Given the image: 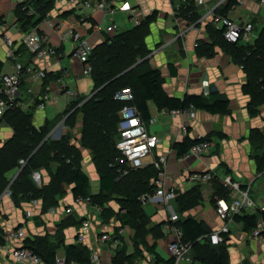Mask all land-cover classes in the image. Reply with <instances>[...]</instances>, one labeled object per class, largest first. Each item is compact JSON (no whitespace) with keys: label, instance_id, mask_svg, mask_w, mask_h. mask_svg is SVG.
I'll use <instances>...</instances> for the list:
<instances>
[{"label":"crops","instance_id":"1","mask_svg":"<svg viewBox=\"0 0 264 264\" xmlns=\"http://www.w3.org/2000/svg\"><path fill=\"white\" fill-rule=\"evenodd\" d=\"M103 1L114 11H89L70 0H33L36 15L27 19L22 4L0 0V23L8 21L17 27L7 32L16 41L19 60L46 69L48 75L35 82L27 73L24 74L21 94L27 106L6 111L0 120V155L7 161L4 167L1 166L5 170L6 182L0 193V264H18L10 254V244L6 240V234L18 227L26 230L27 239L35 240L39 252L53 254L50 264H58L59 261L63 264H81L69 258L70 246L86 248L91 260L93 253L98 251L103 263L107 264H115L119 251L127 255L135 251L138 241L136 229L129 222L128 209L121 207L120 203L124 194L118 189L109 193L101 191L102 177L91 150L80 143V129L74 138L69 134V142L81 151L79 164L88 174L91 184L92 198L89 197V201L76 202L73 193L75 183L69 177L60 175L61 163L55 158V153L50 157L45 151L38 153L35 164L32 162L28 165L26 178L22 175L33 153L43 144L60 140L66 135L68 131L65 124L70 119L67 109L77 100L82 102L83 99L85 102L89 99L96 86L92 75L84 74V64L75 54L77 41L70 36L64 41L62 36L72 31L79 32L94 49L101 44L111 43L115 35L136 27L129 12L120 8L123 4L141 11L144 21L155 15L154 20L140 27L144 28L139 30L144 45L138 49L135 63L128 69H134V74L159 69L164 78V89L170 96L182 99L191 94L210 98L213 93H218L230 100L231 108L228 114L196 109V115L192 117L181 110L159 109L155 103L149 102L148 128L159 136L160 143L154 154L146 159L145 167H154L155 159L165 156L166 184L176 187L178 197L168 204H142L147 233L140 241L142 255L135 259V264H157L158 256L170 258L172 234L163 226L172 214L177 225L186 218H195L212 231L225 224L217 213V202L209 186L210 181L201 183L198 189L201 197L197 205L180 210L179 196L194 189L195 183L190 179L194 173L213 172L221 179L230 175L242 188L250 190V196L258 206L256 210L245 212L258 215L262 212L264 182L259 185L256 183L260 177H264V171L258 170V157L264 155V149L256 146L251 136L254 131L264 136V103L259 105L257 114L250 113L248 105L251 96L243 90L249 81L247 68L241 57L236 55L235 45L225 40L223 27L214 20V13L231 16L238 23L252 21L255 24L253 37L240 43L255 44L262 34L264 1L235 2L227 14L221 11H225L231 0H204L202 3L198 0ZM178 7L181 9L178 10ZM188 8L196 12L195 19L186 14ZM113 24L116 25L115 30L109 31L108 27ZM35 28L45 34L48 43L57 49V59H36L27 51L20 36ZM2 31L0 26L1 37ZM6 51V45H0V76L4 72L14 71V62L7 58ZM61 77V82H58ZM91 82V93L84 95L83 91L91 88ZM29 88L33 89V93L28 91ZM63 88L75 90L77 98L71 100L65 96L61 91ZM40 103L44 106L40 107ZM82 125L80 122L77 129ZM26 127L31 130V135L25 132ZM211 133H215L211 139L212 147L202 157L183 158L173 148L176 142L186 136L198 139ZM219 133L225 134V137H220ZM34 144L36 147L33 152L24 155L22 151ZM18 150H22L21 155ZM24 178L29 181L28 186L34 192H27L24 185H20L17 196L4 193L9 186H14L17 180L23 181ZM67 207L72 208L71 213L66 212ZM99 207H102V211ZM85 220L91 223V228L85 233L84 240L80 241L78 235ZM120 228L124 230V235L120 237L118 246L114 247L111 241L106 244L99 242L101 234L115 233ZM230 228L228 264H264V239L253 238L251 232L234 219ZM205 236L200 240L205 241ZM159 245L164 247L166 253H161Z\"/></svg>","mask_w":264,"mask_h":264},{"label":"trees","instance_id":"2","mask_svg":"<svg viewBox=\"0 0 264 264\" xmlns=\"http://www.w3.org/2000/svg\"><path fill=\"white\" fill-rule=\"evenodd\" d=\"M235 2L237 1L231 0L226 6L225 11L221 12L227 14L230 7ZM186 14L195 19L196 12L191 8L187 9ZM26 18L29 19L31 17L26 15ZM154 19L155 15H152L148 17L147 20H143L141 24L136 25L133 30L115 35L111 43H104L93 49L90 57V62L93 66L91 75L96 85L93 95L81 106H77L81 102V100H77L76 103H73L67 109V113L71 111L69 115L70 118L79 110L83 113L88 111V114L84 116L81 145L89 148L93 154V159L102 177L100 180L101 191L109 193L118 189V192L124 194V198L120 200L121 207L128 209L129 222L132 227L136 229L138 241L136 242L134 253L127 255L125 252L119 251L117 258L114 260L115 264H135V259L142 255L139 244L141 239L143 240L146 236L147 220L142 210L140 197L144 193L154 190L155 185L153 182L151 183V179H155L158 174L157 168L149 165L144 169H134L127 175L119 176L116 160L120 156V152L116 147V142L114 143L111 139L108 140V143L105 142L104 140L107 132L103 131L101 124H98L103 118L108 117L111 119L110 122L112 126L118 129V122L120 119L118 113L126 103L116 99V93L123 88L130 87L134 95L132 104L138 107L142 118L147 123L150 117L148 107L150 101L155 103L159 109L170 111H185L193 106L195 109L205 110L213 114H228L231 112L230 100L221 94L213 93L210 98L204 95L191 94L185 95L182 99L172 97L164 89V78L159 69H149L141 74H134V69H128L135 63V59L138 56V49L144 45L141 42L143 35L141 34L140 36L139 32V30L142 31L144 28L140 27H143L146 22ZM222 32L224 34V30H222ZM229 44L235 45L236 55L241 57L247 68L249 81L244 85L243 90L251 96V101L248 105L250 113L252 115L257 114L259 105L264 103V33L262 32L255 44H242L240 42ZM25 132H31L29 127L25 128ZM112 134H114V131L110 133V135ZM213 135H215V133L208 134L198 139L186 136L182 141L176 142L173 148L177 151L178 156H182L195 144L204 140L211 141ZM219 136L225 137V134L219 133ZM69 137V135H65L60 140L43 144L37 152L33 153L32 156L28 158V164L25 166L22 175L25 177L28 174V165H31L32 162L35 164L37 158H39L37 157L38 153L45 151L49 154V157L52 153H55V158L61 163L59 170L60 175L69 177L71 181L75 183L73 189L74 197L92 198L90 178L79 164L82 156L81 151L77 146L69 142ZM251 137L256 146L264 149V136L254 131ZM22 146L24 147L25 145ZM35 147L36 144L31 146L30 149L23 148V151L18 150L17 152L19 155H21L22 152L24 155L31 154ZM261 156L262 155L258 157V170L264 171V155ZM68 159H70L69 162ZM5 160L3 155L2 157L0 155V193L6 182V178L4 177L5 170L3 168L7 164ZM25 178L23 181L17 180L14 186H10L14 196L18 195L20 185H24L27 192H34L33 189H30L31 187L28 186L29 181ZM200 186L201 183L195 184L193 190L179 196L180 210L191 209L199 203L201 195L198 189ZM209 186L212 189V193H214L213 197H215L216 202L221 198L231 201L230 191L223 185L222 179L219 176L213 174ZM260 216L264 217V212H261L259 215L257 213L251 214L243 212L235 214L233 219L235 222L241 223L246 231L251 232L256 226ZM178 226L183 230V241L191 243V252L194 260L203 262L204 264H228L227 241L229 240L230 233L224 234V241L222 243L213 245L209 239L205 241L200 240L204 235L213 232L212 229L203 222H199L195 218H186L181 224L179 223ZM25 244L33 248L46 263L50 264L53 260L52 253L44 255L39 252L35 240L26 239ZM68 253L69 258L76 259V262L81 264L91 263L89 252L82 246H70L68 248ZM162 261L167 262V264H173L172 258L165 259L160 256L156 258L157 263ZM243 264L248 263L244 262Z\"/></svg>","mask_w":264,"mask_h":264},{"label":"built area","instance_id":"3","mask_svg":"<svg viewBox=\"0 0 264 264\" xmlns=\"http://www.w3.org/2000/svg\"><path fill=\"white\" fill-rule=\"evenodd\" d=\"M22 4V7L27 16L33 17L36 15V8L32 5L33 0H12ZM72 3L77 4L79 7L86 8L87 10L106 9L114 11V8H110L106 1L99 0H70ZM202 3L204 0H198ZM244 0H237L238 3H242ZM264 1V0H262ZM122 10H127L135 21L136 25L141 24L143 21V13L137 11L128 4L120 6ZM178 10L180 7L177 8ZM203 19V18H202ZM214 20L219 22L223 27L224 37L230 43H237L242 40H250L253 37V31L255 24L252 21H246L244 23H238L231 16H225L222 14L214 13ZM2 28V39L7 47L6 56L8 59L14 62L13 72H4L0 76V120L3 114L8 110H14L16 108H22L27 106V101L21 94V84L24 78V74H28L32 81H40L47 77V70L35 66L34 64H24L20 61V57L17 52V44L15 39L8 34L7 30L17 29L16 24H10L8 21L0 23ZM116 25H110L109 31H114ZM262 32L264 33V24L262 26ZM72 37L77 41V47L75 50L76 56L84 64V74L91 75L93 66L90 62V57L93 52L94 46L79 32L72 31L62 36V39L66 41L68 37ZM21 42L27 48V51L33 55L36 59H48L58 58V51L55 47L48 43V37L41 33L38 28L31 31L24 32L20 36ZM62 77L58 79L61 82ZM29 92L33 93V89L29 88ZM68 98L76 99L78 93L71 88H63L61 90ZM116 99L125 102V106L120 111V119L118 122V132L116 136V147L120 152V156L117 158L116 164L118 165L119 176L129 174L131 170L144 168L146 166V159L152 156L157 149L160 138L156 133L149 131L148 123L142 118L141 112L138 107L132 104L134 95L130 87L123 88L116 93ZM84 101L80 102L77 106H80ZM40 107L44 104L40 103ZM183 112L188 113L194 117L196 115V109L192 106L190 109ZM71 113V111H70ZM68 113V114H70ZM2 123L0 121V130ZM201 138V137H200ZM212 147V141L204 140L192 146L182 157L190 158L192 156L202 157L210 152ZM166 157L161 156L159 159H155V166L157 167L158 174L153 183L155 188L152 192H146L140 197L142 204L149 202H158L162 204H168L176 199L178 196L175 186H168L167 173L165 171L164 163ZM114 166V164H113ZM213 178V172L206 173H194L190 179L195 183H205L211 181ZM223 185L229 189L231 195V201L221 198L217 200V213L224 220L225 224L206 235L205 238L209 239L213 245H218L224 241V234L230 233V223L233 222V216L237 213H243L245 210H256L258 208L254 199L250 196V190L242 188L241 184L235 181L230 175H226L222 179ZM6 195H12L10 186L4 192ZM240 193V195H239ZM89 201V198L79 197L76 199L77 203H83ZM102 211V207H99ZM264 212V204L261 207ZM67 213L72 212V208H66ZM175 216L172 214L168 221L164 223V228L172 234V240L169 243L170 258L173 259V264H203L200 261H196L193 258L191 252V243L183 241V230L177 224H174ZM91 228V223L85 220L79 231L78 239L83 241L85 233ZM124 235V230L121 228L115 233H103L99 236V242L106 244L111 241L115 246L120 244V237ZM253 238L264 239V217L260 216L257 220L256 226L251 231ZM27 239L26 230L22 227L12 229L6 234V240L10 244L9 251L14 260L18 264H45L43 258L31 247L25 244ZM92 264H107L103 263L100 253L94 252L92 255ZM63 264L62 262H57ZM78 264V263H72ZM157 264H167L162 261Z\"/></svg>","mask_w":264,"mask_h":264},{"label":"rangeland","instance_id":"4","mask_svg":"<svg viewBox=\"0 0 264 264\" xmlns=\"http://www.w3.org/2000/svg\"><path fill=\"white\" fill-rule=\"evenodd\" d=\"M176 13V12H175ZM178 13V12H177ZM223 36H224V34H223ZM225 38V37H224ZM0 40H1V42H0V45H2V44H4V42H3V39H2V37L0 36ZM226 40V39H225ZM227 41V40H226ZM228 42V41H227ZM91 84V88H89V89H86L85 91H83V94L84 95H89L90 93H91V91H92V89H93V82H91L90 83ZM83 104V103H82ZM81 104V105H82ZM80 105V106H81ZM79 107V106H78ZM88 111H85L84 113L83 112H81V110H79L78 112H76L74 115H73V117H71L70 119H69V121L67 120V123L65 124L66 125V127H67V133H65L66 135H69V134H71V136L74 138V136L76 135V133L78 132V130L80 129V132L82 131V129H83V125L80 127V128H78L77 129V125L78 124H80V122H82L83 123V121H84V116H85V114H88L87 113ZM91 113V112H90ZM110 118H108V117H106V118H103L100 122H98V124L100 125L101 124V127H102V129H103V131H106L107 133H106V138H105V142H107L108 143V140H113V142L115 143V139H116V134H117V129H116V127L114 126H112V124H111V122H110ZM116 131H115V130ZM112 131H114V134H112V135H110V133L112 132ZM80 143H81V140H80ZM262 182H264V177H260V180L256 183L257 185H259V184H262ZM264 189V188H263ZM29 238V237H28ZM128 245H129V251H131L132 250V248L130 247L131 246V240L129 239V242H128ZM159 249H160V251H161V253H166L165 251H164V247H162L161 245H159Z\"/></svg>","mask_w":264,"mask_h":264},{"label":"bare ground","instance_id":"5","mask_svg":"<svg viewBox=\"0 0 264 264\" xmlns=\"http://www.w3.org/2000/svg\"><path fill=\"white\" fill-rule=\"evenodd\" d=\"M56 207V206H55Z\"/></svg>","mask_w":264,"mask_h":264}]
</instances>
